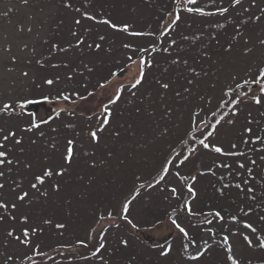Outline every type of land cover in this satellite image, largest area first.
<instances>
[{
  "label": "rangeland",
  "instance_id": "1",
  "mask_svg": "<svg viewBox=\"0 0 264 264\" xmlns=\"http://www.w3.org/2000/svg\"><path fill=\"white\" fill-rule=\"evenodd\" d=\"M74 6H83L85 0H71ZM215 5L221 2L228 7L231 0H214ZM64 0H29L27 5L22 0H0V104L5 101H14L17 98L27 97L29 100L45 102L37 106L33 111L26 109L23 114L15 116H0V126L12 128L17 131L18 136L23 137V143L19 146L12 145L14 154L21 160L20 169L14 170L11 177L5 180V198L14 199L15 193L11 192V179H23L24 187H28L29 181L35 173L40 172L43 167L53 162L62 163V154L65 153L67 140L74 139L77 142V158L70 166L66 167L63 177L47 181L44 186L49 192L47 199L40 198L38 202L30 207L18 205L20 213L27 214L30 221L43 227V235L34 238V243L39 241L42 251L48 252L52 259L43 261V264H99L98 260L84 261L75 250H65L61 254L60 245H73L77 238H86L88 229L94 225V210L98 207H105L109 204H116L125 196L130 194L136 175H142L147 181L159 169L164 157L172 146H175L188 129L192 110L201 105L205 112L214 111L221 97V89L231 76H244L248 69L254 74L258 66H264V0H243L242 5L237 6L227 17L210 16L201 17L194 14L181 12L182 20L179 26L172 32L171 38L178 42V48L171 49V56L160 53H151L154 57L155 66L147 71V77L136 97H131L125 91L122 99L112 106L113 116L111 125L105 129L99 144H92L88 133L98 126L96 110L101 100L106 98L100 94L101 90L96 84L102 78H108L113 83L125 82L136 74L137 65L127 60L128 55L136 58V53L123 48V44L130 42L135 47L150 48L155 43L159 48L168 46L169 37L160 36L163 23L168 20L167 13L173 11L174 4L180 8L184 7L181 0H91V7L86 9L97 15V18H108L113 22L132 24L133 30H151L156 35L148 37H129L126 34L114 31L107 25L96 24L92 21H83L77 27L73 18L78 14L63 8ZM199 5L207 11H214L212 0H199ZM254 5V6H253ZM248 8V12L243 9ZM5 13H7L5 15ZM261 16L259 22L251 20L241 25V20L249 17ZM231 19L233 22L228 23ZM224 24L225 27L217 28L216 25ZM23 27L25 31L19 29ZM32 28L29 33L27 28ZM92 29L88 36L87 43H101V49L90 50L85 46L80 49L73 48L67 53H56L52 51L53 44H60L67 47L74 43L75 38L71 32L76 30L84 33L85 28ZM240 28L241 35L237 36V28ZM104 35L105 41L98 40V36ZM187 35L189 40L181 39ZM199 35L201 39L193 41L191 37ZM215 39H212V36ZM237 36L234 40L233 37ZM47 41L45 43L44 41ZM248 41V43H245ZM24 44L28 45L27 51H22ZM232 45V51L225 49ZM11 46V53L4 51ZM35 48L33 53L31 49ZM251 48L247 56L243 50ZM16 56L18 62L13 64L10 56ZM50 57L41 68L36 60ZM147 58V57H146ZM173 58H178L181 63L174 65ZM188 61L187 66L184 60ZM31 61V63H28ZM67 62L69 67L52 68V63ZM88 64L94 69L88 73L84 69ZM14 69L9 72L7 69ZM195 68L201 73L195 77L194 84H188L193 79L190 69ZM84 72L81 76L76 74L73 81H67L66 75ZM22 70H27L30 77L25 79L20 75ZM117 73V76L110 75ZM123 72V75L120 73ZM207 73V75H205ZM59 76L60 83L48 87L46 85L37 87L45 77ZM170 83V88L165 91L156 83L157 80ZM87 84V87L83 85ZM215 85V87H213ZM190 88V93L184 89ZM78 91L81 97L71 96L69 101L58 99L61 93ZM89 92L96 93L88 96ZM177 92L180 93L177 96ZM49 96L48 101L43 97ZM201 97L211 99V104H206ZM241 110L234 125L222 123L214 137L210 138L213 144L223 145L225 150H230V145L236 142L240 150L248 153L244 158L247 167H252L248 158L256 160L253 168L252 186L256 188V201L247 198V192L241 193L235 188L225 189L221 196L216 189L220 187L217 179L225 175V183L229 182L227 172L224 169H215L216 176H198L194 187L197 190V197L192 202L194 211L207 212L212 209L225 210L227 219L228 213L236 214L239 208L253 207V214L248 217L255 227L264 233V223L258 219L264 215V152L250 151L252 148H259L260 145L240 144L241 134L245 127H252L254 135H264V106H256L251 102L240 106ZM64 109V111H61ZM139 109V111H137ZM170 110V115L168 111ZM60 112L57 116L56 113ZM73 113L72 116L68 112ZM19 113L20 110L17 109ZM251 113L253 123L247 124ZM203 115V114H202ZM33 119L37 121L47 120L41 123L38 129L31 133L21 132L20 129L30 125ZM208 119H211L209 116ZM67 124L75 127L69 129ZM167 128V135L161 136V131ZM56 129V131H53ZM43 132L45 135L40 136ZM119 132V137L114 135ZM35 141L33 143L32 141ZM11 144V141L9 142ZM52 144L56 147L53 149ZM195 146V145H193ZM23 148L21 155L19 149ZM89 155L85 156V151ZM94 152L95 155H91ZM111 153V156L109 155ZM186 154V153H185ZM226 159L215 153L200 149L199 153L190 157L189 161L181 169L182 174L196 175L198 169L206 170L213 165L214 161ZM233 163V171L244 172L235 167V160L238 158H227ZM32 163L33 168L28 171L24 168L23 162ZM92 161L96 167H90ZM176 171V169H172ZM244 177L233 175L230 180L233 183L239 182ZM172 184L178 182L170 177ZM58 180L61 185L60 192L52 191V184ZM186 191L181 187V199H165L170 196L168 192H160L158 188L150 191L141 190V195L130 207V218L137 223V230L124 228L121 235L128 239L127 248L119 245L114 240L109 246L111 255L104 253L109 264H225V254L221 248L212 247L198 262H189L186 255L182 254V246L185 243L181 235L171 226L168 213L172 208H178L184 198H187ZM259 208V211L255 209ZM180 223L186 228L189 227V220L183 212L179 213ZM45 218H51L53 223L63 222L67 224L65 230H58L54 226L43 225ZM192 223L196 221L193 219ZM17 234L25 225L17 223L14 225ZM10 222L0 225V264H5V257L11 252L27 251L16 243H11L8 248L4 247L9 238L6 236V229ZM203 227L197 226L190 229V234L200 242L204 235ZM219 230V225H215ZM231 231V227H229ZM63 231V235H61ZM239 244L242 264H264V250L259 248L249 249L246 244L237 238ZM171 247L172 251L168 256H161L160 253ZM192 250L189 249V252ZM27 264V262H25ZM33 264H41V258L36 257Z\"/></svg>",
  "mask_w": 264,
  "mask_h": 264
},
{
  "label": "snow or ice",
  "instance_id": "2",
  "mask_svg": "<svg viewBox=\"0 0 264 264\" xmlns=\"http://www.w3.org/2000/svg\"><path fill=\"white\" fill-rule=\"evenodd\" d=\"M22 3L27 5L29 0H22ZM181 3L184 4L183 8H180L178 5L174 4V9L171 12L167 13L168 20L163 23L160 36L169 37L168 46L164 47L163 42L158 48L155 43L151 44L150 48L146 47H135L132 43L127 42L122 46L124 49L135 52L136 58L133 59L132 55L127 56V60L131 63L137 65V72L132 76L127 83L119 82L113 83L112 80L108 78H102L96 84V87L101 90L100 94L106 98L101 100L100 104L97 107L99 115L97 116L98 126L95 130H91L88 133L89 140L92 144L96 145L101 142V136L99 133H103L106 128H108L112 123L113 109L112 106L116 105L123 97L125 91H128L131 97H136L137 92L144 84L147 71L151 70L154 64V57L150 56L151 53H160L171 56V49L178 48V42L175 38H171L172 32L179 26L182 16L181 12L194 14L201 17H210V16H222L227 17V14L230 13L237 6L242 5L243 0H231V3L228 7H225L223 3L219 6L215 5L214 0H212V7L214 11H207L204 7L199 5V0H181ZM254 6V5H253ZM91 7V0H85L83 6H74L71 0H64L63 8L69 11H73L78 14L77 17L73 18V23L79 27L83 21H92L96 24L107 25L109 28L114 31L122 32L129 37H148L152 38L156 34L149 30H133V25L130 23L118 24L113 22L108 18H97V15L88 11ZM244 12H248V8L243 9ZM7 13H5L6 15ZM261 14L264 15V9H261ZM261 19L260 15L255 17H249L246 20H241L240 24L244 25L251 20L253 23L259 22ZM228 23H232L231 19L227 20ZM217 28L225 27L224 24L218 23ZM19 31L23 32L25 29L21 27ZM29 33L32 32V28H27ZM92 29L89 27L85 28L84 33H80L76 30H73L70 34L75 38L74 43H69L67 47H62L60 44H53L52 51L56 53H67L71 49L76 48L80 49L82 46H85L92 50L99 51L101 49V43H87L88 36L91 33ZM237 36L241 35L240 28H237ZM237 36H234L235 40ZM216 37L213 35L212 39ZM105 36H98V40L103 42L105 41ZM181 39L187 41L190 39L189 36L184 35ZM193 41L201 39L199 35L191 37ZM47 43V41H44ZM248 43V41H245ZM260 43L264 45V40H261ZM22 51L28 50V45L24 44ZM228 52L232 51V45L229 44L225 49ZM5 52L11 53L12 48L9 45L4 49ZM34 53L35 48L31 49ZM251 48H246L243 50V55L247 56L251 53ZM147 57V58H146ZM9 59L13 64L18 62V58L14 55L10 56ZM50 59V57H44L42 59L36 60V63L39 67L43 68L46 66L45 62ZM31 63V61H28ZM172 64H180L181 61L178 58H173L171 61ZM184 65L187 66L188 61L185 59L183 61ZM52 68L60 67H69L67 62L63 63H52ZM84 69L88 73H92L94 69L88 64H84ZM7 71L12 72L14 69H7ZM76 74L81 76L84 75V72L77 73L76 70H73L72 74L66 75L65 79L67 81H73ZM190 74L193 79L188 80V84L195 83V77L201 75L195 68L190 69ZM20 75L25 79H31L32 83H35V79L30 77V73L27 70H22ZM110 75L117 76L118 74L113 72ZM123 75V72L120 73ZM207 75V73H205ZM60 77L57 75L55 77H45L41 81L40 85L37 87L46 85L52 87L55 84L60 83ZM156 83L159 87L165 91L170 88V83L162 80H157ZM87 87V84L83 85ZM215 87V85H213ZM185 93H190V88L184 89ZM75 95L78 99H86V97H81L78 91H69L68 93H61L58 96V99L64 101H69L71 96ZM96 93L89 92L88 96H94ZM180 93L177 92V96ZM49 96H44L43 100L48 101ZM201 100L206 104H211V99L201 97ZM251 102L256 106H264V66H258L255 73H252L251 69H248L244 76H231L230 80L226 81L223 88L221 89V97L217 103L216 109L214 111L205 112V109L201 105H197L191 112L190 122L185 135L180 138L178 143L175 146H172L169 149V152L164 157L162 163L155 174L151 179L145 181L142 175H136L133 182V188L130 194L125 195L120 201L118 206L116 204H109L105 207H98L94 210V225L90 226L88 229L86 238L75 240L73 245L61 244L59 247L61 249V254L65 250H75L80 258L84 261L98 260L99 264H109V261L105 258L104 253L111 255L109 251V246L113 243L114 240L119 241V245L124 248H127L129 245L128 239L124 238L121 235V230L127 228L129 230H137L138 225L130 218V207L132 203L137 200L141 195V190L150 191L152 189L158 188L160 192H168L170 196L165 197V199H181V187L186 191L187 198H184L179 204L178 208H172L171 212L168 213V219L172 227L181 235L185 243L182 246V254L186 255V260L189 262H198L200 259L209 251L212 247L221 248L225 254V264H242V259L239 254V244L237 238L242 240L244 244L247 245L249 249L259 248L264 250V233L260 229L254 226L252 222L249 221L254 209L253 207H244L239 208L238 213H228L227 219L225 216V210L223 209H212L210 208L207 212H197L193 210L192 202L196 199L198 193L194 187L197 182L198 176L211 175L216 176L215 169H224L227 172V177L229 182L225 183V175H220L217 179L220 181V187L216 191L223 196L225 189L235 188L241 193L247 192V198L250 201H256V188L252 186V181L255 180L253 175V168L256 166V160L248 158V162L252 167H247L244 162V158L248 156V153L240 150V145L236 142H233L230 145V150H225L223 145L213 144L210 142V138L214 137L219 126H222V123L228 125H234L236 123L235 117L240 113V106ZM35 103V101L29 100L27 97L20 99L17 98L14 101H5L0 104V116H15L22 115L23 109L26 104ZM17 109L20 112H17ZM64 111V109H61ZM139 111V109L137 110ZM170 115V110H167ZM203 114V115H202ZM57 116L60 115L58 111ZM69 116H72L71 111L68 112ZM211 119H208V117ZM48 121L41 120L37 121L33 119L30 125L24 126L20 129L21 132L31 133L35 129L40 127L41 123H47ZM253 120L251 119V113H249V119L247 124L251 125ZM66 127L69 129L74 128L73 124H67ZM56 131V129H53ZM264 131V130H262ZM168 129L164 128L161 131V136L167 135ZM45 134L40 133V136L43 137ZM116 137H119V132H114ZM11 141V144L9 143ZM35 143V141H32ZM23 143V137L17 135V131L0 126V225L9 223L10 227L6 229V236L9 238L5 242L4 247L8 248L11 243H16L27 251L22 252H11L5 257V264H33L36 257L41 258V264L44 260L52 259L48 252L42 251V245L39 241L33 242L34 238L38 235H43L44 229L39 225H35L30 221V217L27 214L19 212L18 205L25 207H30L33 203L39 201L40 198L47 199L49 197V192L44 187L49 180H53L54 177L60 178L65 175L66 167L70 166L74 159L77 158L76 145L77 142L74 139L67 140V147L64 154H62V163L57 164L55 162L47 164L43 169L35 173L32 176V179L28 183V187H24L23 179H11V192L15 193L14 199H7L4 196L6 190L5 180L11 177V174L14 170H19L21 166V160L16 157L14 154V148L12 145L19 146ZM240 144L247 147L248 145H260L259 148H252L250 151H259L264 152V135H254L252 127H245L241 134ZM195 145V146H193ZM51 147L55 149L56 145L52 144ZM203 149L212 153L217 154L220 157L226 159L214 161L213 165L206 169H198L196 175H186L182 174L181 169L189 161L190 157L195 156L199 153V150ZM20 154L22 155L24 150L23 148L19 149ZM186 153V154H185ZM84 155H89V152L86 150ZM91 155H95L94 152ZM111 156V153H109ZM227 158H238L235 160V167L241 170L246 171L247 175L244 176V172H235L233 171V163L229 162ZM261 160H264V156L260 157ZM24 168L28 171H31L33 168L32 163L24 161ZM92 168H95L96 162L92 161L89 165ZM176 171H172V169ZM235 175L236 177H244L239 180V182L233 183L230 178ZM170 177H174L178 182L177 185H173ZM61 185L58 180L54 181L52 184L53 192H60ZM259 211V208L255 209ZM183 212L189 220V227L183 226L180 221L179 213ZM195 220L196 223L193 224L192 220ZM261 223H264V215L258 217ZM17 221L25 227L20 229V233L17 234L16 227L14 226ZM43 225L45 226H54L58 230H65L67 224L63 222L53 223L51 218H45L43 220ZM219 225V230L215 225ZM197 226H206L203 227L204 235L201 236L200 242L192 237L190 234V229ZM231 227V231L229 230ZM63 235V231L60 233ZM189 249L192 251L189 252ZM172 248L169 247L166 250L160 253L161 256H168ZM71 264V260H69Z\"/></svg>",
  "mask_w": 264,
  "mask_h": 264
},
{
  "label": "water",
  "instance_id": "3",
  "mask_svg": "<svg viewBox=\"0 0 264 264\" xmlns=\"http://www.w3.org/2000/svg\"><path fill=\"white\" fill-rule=\"evenodd\" d=\"M45 102H37V103H29L27 106H26V109L29 110V111H33L37 106L39 105H44Z\"/></svg>",
  "mask_w": 264,
  "mask_h": 264
}]
</instances>
